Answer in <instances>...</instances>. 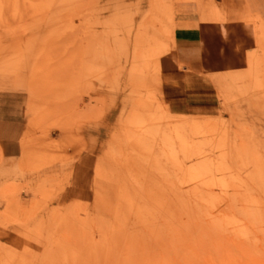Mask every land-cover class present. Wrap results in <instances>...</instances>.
<instances>
[{
  "label": "rangeland",
  "instance_id": "374dc122",
  "mask_svg": "<svg viewBox=\"0 0 264 264\" xmlns=\"http://www.w3.org/2000/svg\"><path fill=\"white\" fill-rule=\"evenodd\" d=\"M136 1L0 0V91L25 105L8 163L0 128V264H264V36L208 68L216 110L173 116L160 60L196 0Z\"/></svg>",
  "mask_w": 264,
  "mask_h": 264
},
{
  "label": "crops",
  "instance_id": "0c3cea01",
  "mask_svg": "<svg viewBox=\"0 0 264 264\" xmlns=\"http://www.w3.org/2000/svg\"><path fill=\"white\" fill-rule=\"evenodd\" d=\"M140 2L137 0L135 4ZM210 2L216 7L212 12L204 8ZM150 13L151 10L144 14L146 21L153 19ZM252 18L257 22L249 23L248 19ZM263 36L264 0L182 2L181 9L172 17L170 41L166 48L169 53L160 60L161 98L168 113L183 116L216 110L219 107L218 94L208 68H219V72L237 70L243 65L245 52L262 50L259 40ZM195 67L202 70H195ZM192 93H196V97ZM173 97L178 98L177 108L173 107ZM24 115L25 105L20 94L0 91V128L10 126L13 132L2 142L7 163L18 157L16 133L21 130ZM2 167L0 165V174L4 171Z\"/></svg>",
  "mask_w": 264,
  "mask_h": 264
}]
</instances>
